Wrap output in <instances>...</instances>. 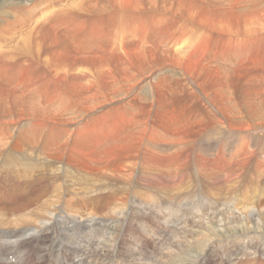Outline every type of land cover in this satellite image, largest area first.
I'll return each mask as SVG.
<instances>
[{
  "label": "bare ground",
  "instance_id": "1",
  "mask_svg": "<svg viewBox=\"0 0 264 264\" xmlns=\"http://www.w3.org/2000/svg\"><path fill=\"white\" fill-rule=\"evenodd\" d=\"M263 173L264 0L0 5V264H117L131 211L166 222L188 203L167 192ZM252 182L257 204L217 217L242 229L238 245L250 233L264 241ZM201 200L192 214L208 211Z\"/></svg>",
  "mask_w": 264,
  "mask_h": 264
},
{
  "label": "rangeland",
  "instance_id": "2",
  "mask_svg": "<svg viewBox=\"0 0 264 264\" xmlns=\"http://www.w3.org/2000/svg\"><path fill=\"white\" fill-rule=\"evenodd\" d=\"M72 1H74V0H72ZM5 2H6V0H1L0 5L1 4L3 5V3H5ZM222 136H224L223 138H226L228 141H231L230 138H227L229 136L225 132L222 133ZM245 138H247V137H245ZM212 142L215 144V138L212 140ZM213 143L206 144V145H204V147H207L209 149H214ZM251 143H254V142L251 141ZM247 179H248V177L242 179L244 182L240 180V182L238 181V184L236 186H231L229 188L225 187L224 190H221V191L216 190V188H212L214 186H208L207 187L206 184H202V185L200 184L198 186V188H196L192 185V187H194L196 189V191L198 192V196H197L196 200H194V202L195 201L197 203L201 202L202 201L201 199H203V201H205V198H207L208 204L206 207L211 209V210L207 209L209 212L204 211L203 213L200 212L199 214H195V213L192 214L190 212L192 207H194V205H195L193 200H191L192 197L194 196L193 190H195V189L192 188L193 190L188 192V190L191 189V188L187 189V186L189 185V183H187L186 188L184 186L178 192H176V191H174L173 193L167 192L166 195H169L168 197H171L172 200L175 197H176L175 199L177 200V197H179L177 201L180 202V200H181L182 201L181 203H183L184 200L188 201V203L186 202V204H185L186 206H182L179 208H178V206L177 207L175 206V209L172 208L174 215L166 220L167 223L165 221L161 220L160 215H158L156 212L150 211L148 209H147V211L146 210L142 211L143 214L141 212L137 213L135 210L131 211V213L127 214V218H126V219H128L127 225L124 223L122 232H121V230H118L117 233H119V234L116 233L117 247H118V249H117V260H116V261H118L117 264H142V263L143 264H179V263L180 264L181 263L186 264V262H189V261L191 262V263L189 262V264H241L240 262H242L243 264H260V261L261 262L264 261L263 260L264 255L259 254V247L261 245L264 246V241L259 243V240L257 239L260 235L258 236V234L253 235L250 233L244 237L241 245H238L237 241L234 240L233 236H238L239 234H241L242 229L239 226L237 227V229L234 228L235 224H233L231 226H227V227L222 229V228H220V225L218 223L219 218L220 219L222 217L226 218L225 216H228L231 211H234V206L243 200L250 199L252 204H257L256 203L257 198H255V197L258 194L254 195V193L252 192L253 190H251V189H253L251 184L253 183L252 181H257V183H256L257 192H264V173L262 174L261 177L256 175V177L254 179H251V180L248 179L250 182L247 181ZM244 185H245V187H244ZM234 189L236 190V192L233 193ZM248 190L251 192H248ZM179 193H183V194H179ZM245 193H247V194L244 195ZM242 194H243V196H242L243 198L241 200L240 197ZM178 195H180V196H178ZM174 202L175 201H173V205H175ZM234 202H236V203H234ZM228 207H230V208H228ZM177 210H178V212H177ZM137 214H138V216H137ZM199 215H201V217ZM211 215L213 217L211 219H214L215 217L216 218L219 217L216 220H214L213 223H211L212 229L216 232V234L212 233L213 231L210 233V230L208 229L210 227V225L208 223L211 221V219H210ZM139 216H140V218H138ZM207 216H208V219L206 218ZM135 218H136V220H135ZM130 219L132 220L131 222H130ZM160 221H162L163 224H161ZM189 222H191V223H189ZM195 223H196V225H195ZM175 224H177V226H175ZM199 224L200 225L206 224V225L200 226ZM207 224H208V226H207ZM178 226H181V227H178ZM253 226H255V225H253ZM185 227H186V229H185ZM162 228L163 229L165 228L164 231ZM188 228H190V229H188ZM201 228H203V230H201ZM228 228H230V229H228ZM173 229H175V230H173ZM168 230H169V232H168ZM186 230H187V232H186ZM202 231L205 232V237H201L199 235V233ZM263 231H264V229H263ZM183 232H184V235L181 234ZM254 232H257L256 228H254ZM172 234H173V236H172ZM232 234H234V235L232 236ZM150 236L152 237V239ZM256 236H258V237H256ZM191 237H193V238H191ZM216 238L218 241L213 240ZM171 240H174V241H171ZM211 240H213L215 243L210 244L209 242H212ZM251 240L259 243L257 245L258 248H252L251 250H249L250 252H247L249 254H253L254 252H257L258 255H256L255 257L245 256L244 249H245L247 243ZM178 241L180 242V244L183 243V245H185V247L182 248L183 245L177 244L176 242H178ZM206 242H207V244H206ZM167 243H168V245H167ZM232 243L234 245H232ZM261 243H263V244H261ZM180 246L182 249H180ZM188 246H189V248H188ZM31 247H32V245H29L28 248H31ZM208 248H210V249H208ZM183 251H184V253H182ZM129 252H131V253H129ZM119 255H120V257H119ZM121 255L124 259L121 257ZM165 255H167L169 258H167ZM223 256H225V257H223ZM119 258H121V259H119ZM253 259L254 260L257 259V260H259V262H255ZM34 260H35V258H32L31 261H33V262L30 263V260H28V261H25L24 264H38V262L34 261ZM47 261L49 262L48 258H46V260L43 264H46V263L48 264ZM119 261H121V262L119 263ZM172 261H174V262H172ZM175 261H176V263H175Z\"/></svg>",
  "mask_w": 264,
  "mask_h": 264
}]
</instances>
